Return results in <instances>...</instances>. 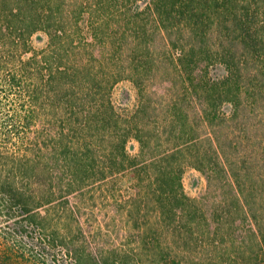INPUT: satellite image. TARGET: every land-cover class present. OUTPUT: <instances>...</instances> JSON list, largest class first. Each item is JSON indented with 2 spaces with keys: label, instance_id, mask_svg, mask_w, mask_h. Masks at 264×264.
Here are the masks:
<instances>
[{
  "label": "trees",
  "instance_id": "16d2710c",
  "mask_svg": "<svg viewBox=\"0 0 264 264\" xmlns=\"http://www.w3.org/2000/svg\"><path fill=\"white\" fill-rule=\"evenodd\" d=\"M260 2L0 0V39L6 40L7 33V42L26 51L35 32L44 31L49 38L47 48L40 55L34 51L31 60L43 61L53 96L65 98L61 113L54 116L60 128L54 136L59 140L57 157L72 158L78 168L86 157L103 156L110 160V172L131 169L136 193L130 202L138 212L152 207L155 223H183L187 234H180L181 238H219L224 247L240 252L239 260L245 264L247 250L255 261L264 259V209L256 211L257 198L264 203V194L255 192L260 189L256 174L244 177L238 172L240 152L264 154V146L256 147L230 130H235L242 115L264 114V5L261 8ZM85 19L92 42L73 38L74 33L80 36ZM107 40L111 43L105 54L102 44ZM97 41L102 48L95 57L92 47ZM214 62L224 66L222 78L210 75ZM123 79L131 80L139 91L133 111H117L109 97L95 109L86 105L90 108L86 111L85 105L71 102L85 99L90 89L102 97L110 94ZM227 103L232 106L230 114L224 111ZM69 133L72 146L63 140ZM130 138L140 144L135 157L127 151ZM94 164L86 163L84 169ZM188 166L205 175L209 189L212 179L219 182L215 189L221 190V199L210 208L184 192L182 176ZM260 168L264 173V164ZM76 170L71 166V174L76 175ZM72 185L70 181L68 191ZM25 196L17 191L0 201L10 211L14 205L20 207L21 219L13 224L18 232H26L29 223L42 218L35 210L44 201L31 205ZM239 217L247 223H232ZM8 259L0 253V264H10ZM93 264L100 262L95 259Z\"/></svg>",
  "mask_w": 264,
  "mask_h": 264
},
{
  "label": "rangeland",
  "instance_id": "374dc122",
  "mask_svg": "<svg viewBox=\"0 0 264 264\" xmlns=\"http://www.w3.org/2000/svg\"><path fill=\"white\" fill-rule=\"evenodd\" d=\"M263 5L261 0L259 6ZM86 20L81 23L80 36H72L92 42ZM96 20L103 22L100 16ZM4 37L6 40L0 39V201L5 194L17 191L23 192L31 205L44 201L35 210L42 218L29 223L26 232H18L13 226L21 219L20 207L14 205V211H10L0 204V253L9 258L10 264H93L95 259L100 264H242L241 253L224 247L219 238H181L180 234H187L183 223H155L152 207L138 212L130 202L136 193L131 169L110 172V160L103 156L86 157L78 168L72 158L57 157L60 151L54 152L59 140L54 136H58L60 128L54 116L60 112L65 98L53 96L43 61L31 60L34 51L40 55L47 48L49 38L44 31L35 32L25 51L7 42V33ZM110 43L107 40L102 44L105 54L109 53ZM94 44L92 49L98 57L102 47L98 41ZM225 74L221 63L211 65L212 77L222 78ZM90 90L91 94L83 100L71 99L73 106L85 105L82 110L86 111L90 109L86 105H92L95 109V104L107 102L109 97L117 111L127 113L139 103L138 88L129 79L117 82L110 94H103L104 98L95 89ZM224 111L232 112L230 103L224 105ZM242 116L235 130L230 131L251 140L256 147H263L264 114ZM70 135L63 139L67 146H72ZM127 151L132 157L138 155L140 144L135 138L129 139ZM250 153L241 150L238 172L244 177L256 174L255 185L260 189L255 192L264 194V173L260 172L264 154L252 153L254 160ZM86 163L94 166L85 170ZM71 166L77 169L76 175L71 174ZM70 181L73 185L68 191ZM182 184L186 195L204 208L221 199V190L215 189L219 184L216 178L209 189L205 175L192 166L184 169ZM14 197L13 201L17 199ZM257 200L258 213L264 209V203L261 198ZM7 211L17 217L9 216ZM232 223L247 222L239 217ZM250 254L247 250L245 264H264L263 258L255 261Z\"/></svg>",
  "mask_w": 264,
  "mask_h": 264
}]
</instances>
